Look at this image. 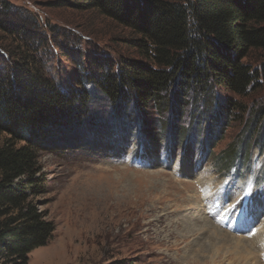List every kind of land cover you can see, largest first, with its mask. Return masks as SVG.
Wrapping results in <instances>:
<instances>
[{"label":"rangeland","instance_id":"374dc122","mask_svg":"<svg viewBox=\"0 0 264 264\" xmlns=\"http://www.w3.org/2000/svg\"><path fill=\"white\" fill-rule=\"evenodd\" d=\"M4 1L33 15L40 38L35 45L37 52L32 53V48L25 47L21 39L0 28V60L5 61L3 67L6 62L9 64L10 56L19 62L22 52L26 53V58L27 54H34V60L40 63L37 69L42 75L61 90L70 92L83 87L80 80H84L86 74L99 76L109 68L118 70L126 61L146 62L136 43L141 35L107 17L99 9L90 7L88 0ZM262 57L263 51L252 52L251 66L259 68ZM93 85L91 81L85 84L88 88ZM227 93H220L221 100L226 98ZM239 100L247 105V109L254 105L264 106V91ZM193 110L186 106L183 117L179 119L173 111L170 113L167 110L160 117L155 109H149L142 115L150 124L144 129L154 133L152 138H148L125 132L118 116L120 111L99 88H95L88 114L77 125L57 133L36 153L37 176L46 178L49 190L42 195L30 196L29 200L46 214L47 220L54 223L55 231L47 245L30 253L28 264H108L122 259H131L134 264H192L191 257L198 250L197 244L193 247L196 250L191 252L195 235L182 240L171 235L177 230L182 233L184 224L199 218L200 211L197 209L196 213L188 214L194 207L188 205L190 200L205 197L203 191L206 192L207 186L213 184H223L228 197L233 191L238 192L236 189L241 186L236 201L246 194L251 179L255 192L264 188V177H260L264 175V123L256 127L247 125L248 112L244 117L235 113L231 119L224 118L227 121L224 133L217 137L214 148L210 149L206 133L200 139L186 130L192 120L196 122ZM160 121L164 124L163 130ZM171 126L179 129V134L174 133L176 137L169 133L173 130ZM193 128L197 133L198 129ZM199 129V134H204L203 127ZM11 138L6 133H0V147L7 140H11L9 145L14 148L25 145ZM234 149L242 152L238 159ZM248 157L250 163L252 159V169L246 163ZM233 165L241 170L238 169L244 178L229 173ZM183 166L185 169L191 167L195 176L200 174L199 179L193 181L176 177L175 171L180 172ZM250 169L252 174H247ZM258 199L256 197L255 201ZM156 206L159 207L157 215L165 213L161 218L164 222L161 225L155 221L156 225L150 227L147 223L154 217L149 216L148 209ZM220 206L224 208L216 212L217 221L214 223L222 227L220 217L235 204L220 200ZM133 210L140 218L137 215L133 217ZM245 215L242 210L232 211L227 220L242 219ZM262 219L264 209L257 217L260 225L255 228L263 226ZM226 221L222 228L231 234L248 239L260 234L250 237L245 233H236L227 228ZM149 227L150 233H147ZM109 229L117 232V237L111 241L105 234V230ZM209 235H202L200 243L208 240ZM166 236L173 244L165 243L163 239ZM258 246L259 252H254L246 245L248 255L253 254L250 257L254 256L264 263L262 247ZM219 247L221 258L218 262L207 258L206 264L245 263L246 260L242 263L236 260L233 244L220 243Z\"/></svg>","mask_w":264,"mask_h":264},{"label":"trees","instance_id":"16d2710c","mask_svg":"<svg viewBox=\"0 0 264 264\" xmlns=\"http://www.w3.org/2000/svg\"><path fill=\"white\" fill-rule=\"evenodd\" d=\"M88 1L90 7L141 35L136 43L146 62L126 61L118 70L86 74L80 80L83 87L66 92L42 75L34 54L26 58L22 52L19 62L10 56L5 67L0 60V133L25 143L14 148L7 140L0 147V264H28L30 253L52 238L54 223L29 200L49 190L46 178L37 176L36 153L88 114L95 88L120 111L125 132L148 138L154 133L144 129L150 124L142 115L149 109L160 117L173 111L181 119L186 106L194 108L196 122L192 120L186 130L200 139L206 133L210 149L224 133V118L248 112L247 125L264 123V106L247 109L239 100L264 91V58L259 68L250 64L252 52H264V0ZM36 23L28 10L0 2L1 30L17 36L32 53L37 52L40 38ZM90 81L96 86L86 87ZM222 92H228L224 100ZM159 124L163 130L164 124ZM171 127L174 136L179 129ZM233 153L237 157L242 152ZM134 263L122 259L108 264Z\"/></svg>","mask_w":264,"mask_h":264},{"label":"bare ground","instance_id":"6f19581e","mask_svg":"<svg viewBox=\"0 0 264 264\" xmlns=\"http://www.w3.org/2000/svg\"><path fill=\"white\" fill-rule=\"evenodd\" d=\"M195 166H200V164L195 165ZM171 172L172 173L174 172V168L171 170ZM175 175H176V177L183 178L186 180L187 179L193 180V181H196L201 176L200 174H196V176H195L193 174V171L191 170V167H189V166H188V169H185L184 166L181 167L180 172L175 171ZM238 189L240 190V188H238ZM238 189H237V191H238ZM203 193L205 194V197L200 198V200L196 199L194 201L192 199V201L190 200V202L188 204V205L194 206L188 212V214H190V212L196 213V209H197L200 211V213H198V215H197V217H199V218H196L195 220L193 219L192 220L193 222L190 221V222L184 224L183 228L181 229L182 233H179L178 230L173 231L171 233L172 237L177 236V240H182L185 237H189V236L191 237V236L195 235L194 241L191 242L192 243L191 252H194L196 250V249H193V247L196 246L197 244H198V250L191 257L193 260L192 264H206L207 260L205 261V259H207V258L211 259V262H214V263L218 262V259L221 258V256L219 255L220 254V247H219L220 243H222V244H233V254H234L236 260L238 261V263H242L245 260L246 261L244 264H259V262L262 263L260 259H256L254 256L250 257L253 254H250V256L248 255L249 249L246 247V245L248 247H250L252 250H255L254 252H259L258 244L260 246L262 244H264V219H262V221H261L263 226H257V227H259L258 234L260 233L259 235L256 234V235H258L257 237H253L252 239H248L247 237H243V236L237 235L235 233L231 234L228 231H226L224 228L217 226L214 223L215 218L209 214L210 211H217V202H220L219 200L221 198L225 197V189H224L223 184H218V185L213 184V186H207L206 192L203 191ZM239 194H240V192H234L233 196H231L230 199H227L225 197V201L226 202L232 201V203L235 205L242 204L240 207L234 208L235 210H240L241 208L244 209V207H246V217L240 221L238 226L242 227V228H250L253 225V223L255 225V222H256V217L254 216V211L256 209V206L258 204H262V207H264V205H263V202L258 203V204H256V203L254 204L250 197H246V198L242 197L239 199L238 202H236V199L238 198ZM260 198L262 200L264 199V191L260 192ZM204 201H206V204L204 203ZM157 208H159V207L156 206V207H151L150 209H148L150 211L149 216L152 218L154 217V219L149 220L147 223L150 227L156 225V222H157V224H161V225L164 222V220H161V218L165 215V213L161 214V215L160 214L157 215L158 214ZM222 208H224V206ZM131 213H133V217H135L137 215L140 218V216L137 214L138 212L133 210ZM190 223H193V225H192L193 227L190 225ZM220 225L223 226L224 221H221ZM257 225H260V223L258 222ZM109 227L111 228L112 226L109 225ZM150 227L148 229H146L147 233H150L149 232L151 229ZM116 233L117 232H115V230H112V229L105 230L106 236L108 237V239H110L109 241H111L113 239V237L114 238L117 237ZM157 233L158 232L156 231L155 234L158 235ZM206 234H210L208 236V240L203 238L204 241H202V243H200L201 242L200 240L202 238L201 236L206 235ZM236 236L242 241H240ZM167 239H168V236H166V238L163 239V240H165V243H168L169 245L173 244V242H171L170 239H168V240ZM249 257L251 259H249ZM202 258L204 260H202ZM186 260H188V259H186ZM73 262H75V261H73ZM177 263L182 264L181 262H177ZM220 264H222V262H220ZM262 264H264V263H262Z\"/></svg>","mask_w":264,"mask_h":264}]
</instances>
